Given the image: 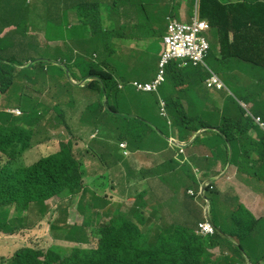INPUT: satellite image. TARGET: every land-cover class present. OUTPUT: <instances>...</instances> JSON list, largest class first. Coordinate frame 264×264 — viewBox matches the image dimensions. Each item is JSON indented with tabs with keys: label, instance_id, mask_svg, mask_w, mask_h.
<instances>
[{
	"label": "trees",
	"instance_id": "trees-1",
	"mask_svg": "<svg viewBox=\"0 0 264 264\" xmlns=\"http://www.w3.org/2000/svg\"><path fill=\"white\" fill-rule=\"evenodd\" d=\"M14 1L23 4L22 6L31 3L26 7L28 9L29 7L33 8L34 4L37 8L33 12L36 9L43 10L44 17L50 23L43 18L39 21L38 30L46 31V35H51L54 40L62 41L63 45L65 42L73 40L83 48V52L90 47L94 49V45L101 44V36L106 34L102 24L106 23L108 18L111 20L112 14H117L120 6L124 3L129 5L131 2L137 8L135 9V22L131 25L134 32L131 31L127 36L121 34V39H129L131 42L138 43L147 39L143 36L146 30L147 36L151 37L150 30L152 29L153 34L157 37L154 39L155 43L149 45L147 51L149 53L158 50L165 33V21L161 19L155 24L151 16V9L153 7L155 9L156 0H146L150 4L140 3V7H138V2L134 3V0H112V4L105 9L109 17L102 21V15L99 12L102 3H95L93 0H30V2L28 0H0V7L2 4L14 3ZM193 4L194 0H191V5ZM23 11H19L20 18L13 23L11 21L3 23L2 11H0V79H2L0 82L5 88L12 85L17 77L24 80L29 78L33 82L42 79L44 84L47 82H45L47 76L43 77L38 72L43 59L37 60L33 56L26 57L24 54L18 56L9 53L13 49L17 53L28 50L27 41L14 34L21 31V25L26 21L27 11L24 9ZM199 11L200 18L208 21L214 30L213 36L218 40L221 53L224 54L220 59L217 49L213 48L207 58L209 66L213 68L212 62H215L217 72L224 74L232 61L242 60L252 64V70L254 67H261L263 71L258 74L264 77V3L262 0H200ZM12 26H15V31L2 38L4 30ZM9 39H12V46L11 50L7 51L9 42L6 40ZM232 44L237 51L234 57L230 55ZM138 53L133 57H141L143 65L146 66V55L143 52ZM225 54L228 57H224ZM77 59L82 60L83 63L80 66V73L71 72L73 78L82 81L92 78L84 86L91 96L92 103L83 108L85 110L81 113L80 121L84 124L94 117V126L108 131V134L102 133L104 136L99 135L97 140L100 146L99 152H97L101 158L102 166V162L106 163L103 149L110 147V132L116 135L119 140H128L134 147L142 145L149 128L145 124L147 118L144 114L147 111V106L156 104L157 100L154 101L152 98L138 94L131 87H126L125 84L122 89H119V82L111 71L101 68L99 64L95 65L92 61L89 63L83 57L78 56ZM228 59L232 61L228 63ZM132 60H134V64H137V59ZM26 64L28 65L17 70L18 65ZM126 66L121 62L122 77L128 73L123 69ZM57 72L61 73L62 78L58 80L56 78L53 81L54 85L51 88V91L55 92L53 97H34L32 93L27 95L39 99L34 105L27 107L30 112L36 111L34 107L37 109L48 107L47 100L55 97L57 101L61 97L63 103L66 101L67 104L76 102L73 96L74 93L83 89L81 84L71 83L66 75V69L53 66L51 68L53 78ZM207 75L208 73L192 66L182 68L176 61L170 63L166 68L168 83L178 91V99L169 109L173 124L179 129L180 138L205 129L201 136L194 138L192 142L194 145L204 143L214 158L213 160L223 159V164L229 162L236 167L240 174L264 178V137L262 133L259 132L258 140L249 137L247 132L250 129V121L244 117L243 111L238 112L236 109L230 110L228 115L222 116L220 124H213L215 113L208 109L207 103H215L216 97L213 98V95L203 87ZM181 93L184 96L180 97ZM104 99H106L107 107L104 106ZM83 101L81 99V102ZM252 101L255 113L264 120V102L256 99H252ZM121 102L128 108L122 109L120 115ZM132 105L137 110L136 115H140L137 118L129 115ZM32 113L27 114V117H30ZM64 113V111L59 113L57 122L63 123L69 128ZM125 114H128L129 117L123 116ZM7 117L8 114L1 111L0 123L3 128ZM121 122H125L124 129H122ZM144 126L145 129L142 130ZM156 127L167 135L159 125ZM2 132L0 131V135ZM154 132L157 138L168 144L161 135L157 134L155 129ZM3 134L6 136L5 138L16 144L21 139L23 131L22 128L16 127V130L10 132L5 130ZM8 135L10 136L8 137ZM111 139L113 140L112 137ZM149 140L147 139L146 142L149 143ZM8 155L12 158L11 155H15V153H8ZM90 156L91 152L87 149L82 158H77L74 153V145L69 141L63 143L58 152L50 158L40 161L29 171L17 169V172H14L10 167L0 171V230L12 234L35 224L29 219L20 217L22 211L31 202H35L40 212H43L44 202L47 199L53 197L72 199L81 195L85 197L86 194L89 199L88 205H90V202L93 201L92 193L83 181L85 177L84 163L87 161L90 167ZM5 178L10 181H5ZM26 182L29 183L27 191L25 194H21V183ZM144 194L145 192H141L140 198H143ZM156 202L155 208L158 210L162 203L157 199ZM12 211L14 214L11 213ZM245 212L248 215V220L253 223L250 228L251 234L261 235L264 220L255 221L248 211L245 210ZM133 216L136 219L135 222L127 219L114 220L113 218L109 223L111 229L109 232H107V227H102L103 229L98 231L99 240L95 250L66 252L57 246L50 247L45 251L26 247L19 250L8 264H78L79 258L83 260L84 264H235L239 260L246 259L247 253L252 258L250 248L246 249L242 243L240 246H233L218 235L197 236L194 231L201 218L195 211H187L186 214H180L177 217L168 216V222L164 221V223L158 219L155 224L153 222L146 223L145 217L141 216L138 211L133 213ZM89 219L90 216L84 219L83 227H66L63 230L62 238L70 240L80 235H86L85 226L89 223ZM92 234L95 235L96 231H93ZM218 242H226L234 248L233 255L215 257L210 253L209 250L214 248ZM251 242L250 238L247 244Z\"/></svg>",
	"mask_w": 264,
	"mask_h": 264
},
{
	"label": "clouds",
	"instance_id": "clouds-1",
	"mask_svg": "<svg viewBox=\"0 0 264 264\" xmlns=\"http://www.w3.org/2000/svg\"><path fill=\"white\" fill-rule=\"evenodd\" d=\"M135 1L138 2L139 7L140 3H143L144 5L149 3L146 0H134V3ZM174 1L162 0L159 5L156 3L155 9L154 7L152 8L153 11L159 10L160 13L165 14L163 20L166 25L165 33L162 38V51L159 54L158 70L156 75L150 81L138 80V78L143 77L142 74L145 73V70H138L137 74H133L129 71L127 66L123 67V69L128 73L122 77L120 69L121 61L117 62L116 57H113L110 59L109 63H106L105 59L98 55L101 44L105 42L106 38H109V35L105 34L104 36H101V44L94 45L95 53H92L91 56L85 55L83 48H81L80 45H77L73 40L65 42L63 47L62 41L56 40L57 42L54 43L56 48H62L66 55L60 60L67 59L72 65V69L65 68L66 75L71 83L76 85L81 84V88L84 89L87 81L92 79L86 78L82 81L78 80V78H73L74 76L71 75V72L80 73V66L81 63H83L82 60L77 59V57L80 56L85 58L89 63L92 61L95 65L99 64L101 68L111 71L115 79L119 82V89H122L125 84L126 87H131L136 93L152 98L154 101L157 100L156 104L147 106V111L144 114L147 118L145 119V124L149 126L145 140L150 139L149 143L144 142L140 147H134L128 140H116V135L110 132V147L108 149H103L106 163L102 162L101 166V158L98 154L100 146L99 143H97V140L99 135L104 136L102 133L108 134V131L94 126V117L86 123H82L83 125H91L92 129L87 135L81 133V142H76L74 137H72V130L69 126V128H67L65 124L55 122L51 119L50 105L42 109H37L33 106L36 111L32 113L27 107L23 108L15 104L9 106L8 103L2 104L3 108L0 109V113L1 111H4L8 114V117L4 128L0 123V131L2 132L3 129V132L0 135V138L2 137L0 147V171H3L8 167L13 169L14 172H17V169L29 171L40 161L48 159L58 152L63 143L71 141L74 145V153L77 158H82L84 151L87 149L91 152L89 158L90 167L87 161L84 163L85 177L83 181L85 186L90 189L93 201L88 205L89 199L86 194L85 197H82L81 195L72 199L53 197L44 202L45 209L43 212H40V209L35 202H31L29 206L22 211L20 217L35 222V224H32L34 225L33 228H31L30 226L32 225H30L29 228L20 229L18 232L12 234L0 230V241L5 242L6 244L9 243L8 245L2 246L4 247L2 252L5 255L9 254V256L0 255V264H8L11 258L19 250L26 247L45 251L50 247L57 246L63 248L66 252H73L74 250H95L97 249V241L99 240L98 231L103 229L102 227H107V232H109L111 230L109 228V223L113 218L114 220L127 219L135 222L136 219L133 216V213L137 211L141 216L145 217L146 223L153 222L154 224L158 219H161L164 223V219L167 220L168 216L177 217L180 214H186L187 211H195L201 218V220L197 222L194 231L197 236L211 237L218 235L222 239L229 241L233 246H240L242 243L246 249L250 248L252 258L247 253V256L245 255L246 259L239 260L235 264H264V227L261 235H252L250 228L253 223L251 220H248V215L245 210L253 216L255 221L264 220V215H255L243 199L250 197L251 199H254L256 207L260 206L261 202H264V178H262V176L257 178L256 176L240 174L236 170V167L229 162L223 164V159L219 161L213 160L214 158H212L207 145H204V143L194 145L192 143L194 138L199 135L201 136L205 129H201L192 135L187 134L185 137L180 138L179 129L173 124L171 119L169 108L172 106L173 102L178 99V91L168 83L166 68L174 61L178 62L179 66L182 68L192 66L193 68L201 69L202 72L206 74L208 73L204 80L203 87L213 95V98L216 97L215 103H207L208 109L213 110L215 113V117L213 118L214 125L220 124L222 116L228 115L229 111L233 110L223 93L225 84L220 77L221 74L219 75L213 70L207 62V58L213 48L214 50L217 49L218 57L220 59H222L224 54L221 53V47L218 45V40L213 36L214 30L209 22L201 18L200 21L199 19L200 0H194L193 5H191V2L188 4V1L191 0H179V4H176ZM28 2H30V0H28ZM94 2L98 3L96 1ZM262 2L264 3V0H262ZM99 3L104 4L106 2L101 1ZM109 3L112 4V1L109 0ZM120 8H124V10L127 11L125 16H122L121 13L118 12L117 14H112L113 16L111 20L110 18L107 19L103 16L101 19V21L107 19V22L102 24L103 28L109 27L110 21H112V23L118 28L115 35L112 37V41L109 40V42H112L115 51L122 53V51L125 50L127 51L125 52L126 54L130 50H135L137 47L143 48L149 40L157 37L153 34V30L151 29V37L147 36V30L145 31V34H143V36L147 38L144 41L134 43L129 39H121V34L127 36L133 31L131 25L135 22V15L129 14V11L132 9L135 12L137 7L136 5L133 6L130 2L129 5L125 4V6H121ZM107 17H109L108 14ZM172 25H178L179 27L185 28L188 35H193L196 45L201 46L202 40L206 42L208 50L205 57H202V61H197V63H195V60L185 52L186 49H184V47H180L178 52L173 50L168 41L171 37L170 27ZM199 25H204L205 29L201 30ZM10 28H15V26ZM8 29L9 27L4 30V33H2L1 36L2 38L7 37V34L9 36V33L15 31L14 29ZM196 30L197 32H195ZM28 31L30 32V28ZM36 33L38 37L40 36L42 39L47 36L46 31L37 30ZM236 53L237 51L232 44L230 50L231 57H234ZM75 55L78 56L75 57ZM224 57L228 56L226 55ZM228 61L231 62L232 60L228 59ZM240 61L242 60L232 61L224 74H234L237 76V73L231 72L228 68L230 69L232 67L237 69L240 65ZM75 63L76 65H73ZM28 64L23 66L18 65L17 70L22 69ZM250 70L252 71V69ZM254 74L258 76L260 82H262V85L264 86V77L258 73ZM44 76H47V79L45 80V82H47L45 84L42 79L34 82L36 85L35 93L32 92V90H29V88H31L30 82H33V80L31 81L28 78L29 80L27 81L20 77H17L13 84L7 88H5L0 82V92H4L11 88L12 90H10L11 92H9L8 96L10 100L14 98L13 93L17 91H19L20 94L22 93V96H24L25 92H27V95L32 93L34 97L49 96L47 92L51 91V88L54 85L52 82L55 81V79L50 75ZM214 79L217 80L216 83L213 82ZM0 80L2 81V79ZM25 81L28 83H25ZM37 86L43 87L46 93L43 94L40 92ZM23 87H25L26 90H24ZM36 92H39L40 94H36ZM203 93L205 94L204 91ZM181 96H184V94L181 93L180 97ZM248 97L255 99L254 96ZM50 101H52V99L47 100L48 103ZM258 101L264 102V98ZM58 103L65 104L61 100V97H59ZM103 103L104 106L107 107L106 99L103 100ZM239 104L242 108L248 109L244 102H240ZM249 104L251 108H254V113L242 110L244 112V117L250 121V129L248 130L247 135L252 139L258 140L257 136L259 132H261L264 137V120L261 116L255 113L254 102L250 100ZM65 105L68 107L77 106L76 104ZM185 106L187 108L186 104ZM133 107L135 106H131V113L129 115L137 118L140 115H136L137 110ZM54 108H62L66 114L69 112V110L66 107H63V105L56 104ZM30 113H32L30 117H27V114ZM124 116H128V114H125ZM156 125H159L167 135L163 134L161 129L159 130ZM161 125H164L165 128ZM58 126L60 127V130L55 132ZM16 127L22 128L23 134L21 139L15 144L5 138L6 136H4L3 133L5 130L6 132L16 130ZM62 127L69 131V136L65 140L62 139ZM144 129L145 126L142 130ZM154 129L158 135H161L167 141L168 144H165L164 141L157 138ZM171 132H177L176 137L172 136ZM9 136L10 135H8V137ZM51 140H55V142L59 144L56 151L49 154L40 153L38 149L36 151V147L41 143L47 142L45 144H52L48 142ZM83 141L86 142L87 146L84 145ZM192 148L197 149L198 153L191 154L186 151L187 149ZM166 149L172 150V156L167 160L162 159L161 162L157 163L155 166L148 168L136 166L134 158L139 154L154 155V151L162 154L163 152L161 151ZM8 153H15V155H11V158ZM35 153H37L36 156H34ZM228 168H232L233 170H227ZM163 169H165L168 174H163ZM172 177H174V179H182L184 183L187 184L183 192L177 188L176 181L171 186H167L168 184L164 183L167 179L174 180ZM4 180L10 181L6 178ZM221 180L225 182L223 186H221ZM118 184L124 185L131 195H134V192H139L130 211L131 214L121 210L123 207L121 206L122 200L120 199L119 190H117L116 187ZM28 185V182L24 184L21 183V194L26 193ZM244 191L245 193L242 194ZM141 192H145L144 196L148 193V199L151 203L140 198ZM139 198L140 200H138ZM156 199L162 203L158 210L155 208V205H157ZM57 200L61 202V204L57 203ZM217 201H221L222 203H227L229 201L232 202L229 223L218 224L213 222L210 218V215L216 210L213 203H216ZM76 202H78V208H80L83 218L77 219L76 217L78 212L76 209ZM172 202L176 210L168 207ZM85 204H87L88 210L85 209ZM151 207L152 212L147 214ZM13 209L15 211V208ZM11 213L14 214L13 211ZM87 216H90V219L89 223L85 226L86 235H80L76 238H71L70 240L62 238L63 230L66 229V227H83L85 225L83 224L84 219ZM150 217H153V221L149 219ZM39 227H48V232L52 236V239L54 238L56 242L62 244H53L49 245V247L29 244L13 249L14 242L18 240L19 237L25 239V232H32ZM93 231H96L95 235L92 234ZM250 238L252 239V242L247 244ZM5 248H7V250H5ZM209 251L215 257L222 255L229 257L233 255L235 249L229 246L226 242H218L217 245ZM78 264H84L81 258H79Z\"/></svg>",
	"mask_w": 264,
	"mask_h": 264
},
{
	"label": "rangeland",
	"instance_id": "rangeland-1",
	"mask_svg": "<svg viewBox=\"0 0 264 264\" xmlns=\"http://www.w3.org/2000/svg\"><path fill=\"white\" fill-rule=\"evenodd\" d=\"M93 1H96L98 3L101 1L106 2L100 6L99 12L101 13V15L104 18H107V14H106L105 9L107 8L108 5H110L109 0H93ZM161 1L162 0H156L157 5H159L161 3ZM178 1L179 0H175L174 2H176V4H177ZM190 2L191 1H188V4H190ZM121 6L122 7L125 6V3L122 4ZM25 10L27 11V17L25 18L26 21H24L22 23L21 31H18L14 34L19 35V37H23V40L27 41L26 47L28 50L26 52H23V53H17L15 51V49L11 50L12 39H9V40H6V42H9V45L7 44V47H8L7 51L11 50L9 53H12V54L18 55V56L24 54L26 57L27 56H30V57L33 56L36 58H45V59H43L42 66L38 68V72L43 76L44 75H50L52 77L51 68L53 66H57V67H59V69H60V67H63L64 69L66 67L68 69H72V65L69 63V61L67 59H64L62 61L60 60L62 57H65L66 55L64 54V51L62 48H60V49L56 48L54 43L57 41L52 39L51 35L47 34V36L42 39L40 36L38 37V35L36 33V31L38 30L39 21H41L43 18L46 19L44 17V11L37 9L35 12H33V9L31 7H29V9H25ZM139 10H140V8H139ZM194 11H195V9H194ZM118 12H120L122 16H125L127 11H125L124 8H120ZM23 13H24V11H23ZM129 14L135 15V12L131 9L129 11ZM151 16H152V19H154L155 24H157L159 22V20H161L165 17V14L160 13L159 10L153 11V9H151ZM27 18H28V20H27ZM199 19H200V17H199ZM47 21L50 23L49 20H47ZM200 21H201V19H200ZM112 24H113L112 21H110V26L103 28L104 33H106V35H109V38H106L105 42L101 44V48L98 51V55L100 57H103L105 59L106 63H109L111 58L116 57L117 62L121 61V62L125 63L127 65V67L129 68V71L132 72L133 74H137L138 70H145L143 77L138 78V80H141V81L152 80V78L156 75V72L158 70L159 54L162 51V44L159 45V48L156 52L147 53V51L149 50L148 49L149 45L150 44L152 45L153 43H155L154 39L149 40L148 43L143 48L137 47L135 50H130L126 54H125V52H127V51H125V50L122 51V53L115 51L114 47L112 45V42H109V40L112 41V37L115 35L118 28L114 24L111 27ZM29 27H30V32L28 31ZM13 29H16V28H9L8 30H13ZM62 47H63V44H62ZM93 50H94L93 47H90L84 53H85V55L91 56ZM138 52H143L144 55H146V57H147V65L146 66L143 65V59L141 57H136V58L133 57L136 54H139ZM77 56L78 55H75V57H77ZM130 57H132V58H130ZM123 59H124V61H123ZM132 59H137V64H134V60H132ZM228 63H230V62L228 61ZM55 64H57V65H55ZM212 65H213V69L217 72L218 69H217L216 63L212 62ZM252 67H253L252 64L245 62V61H240V65L237 69L232 68V67L230 69L228 68V70H230L231 72L237 73V76L234 74L230 75V74H223L222 72H219V73L217 72L219 75L221 73L220 77L225 84V89H224L223 93L225 95L227 102L231 105L232 109H234V110L236 109L238 112H241L243 110L245 112L248 111L250 113H254V108H251L250 104H249V101L252 100V98L247 97V95L254 96L256 100H260V99L264 98V93H263L264 86L262 85V82H260L258 76L256 74H254V73L262 72L263 70L261 67H254V69L251 71L250 69H252ZM73 68H74V66H73ZM59 78L61 79V73H58V72L55 73V78H53V79L58 80ZM28 80L29 79H27V81ZM52 84H53V82H52ZM37 87L39 90H41V92L43 94L46 93V91L44 90L43 87H40V86H37ZM54 93H55L54 91L47 92V94L50 97H53ZM36 94H40V93L36 92ZM73 97L76 100V102L71 103V104H76L79 106L68 107L65 105V104H67L66 101H65V104H60V103H58L56 98H52V101L49 102L50 111H51L50 116H51V119H53L55 122H57V117H59V113L61 111H64V110L62 108H59V109L54 108L55 105L59 104V105H63V107H66L69 110V112H68V114H66V113L64 114L65 121L67 122L68 126L72 130L71 133H72V137H74V140L76 142H81V140H82L81 133H84L85 135H87L88 132L92 129V126L91 125H83L80 121V116H81L82 111L84 110L83 108L86 107V105L91 104L92 100H91V96L89 95L88 91H86L85 89H81L79 92L74 93ZM88 98L90 100H86ZM81 99L84 101L81 102ZM38 101H39V99H36L32 96H27L23 102H20L19 99L14 98L12 104L19 105V106L24 108V107L32 106V104L34 105ZM240 102H244L246 104V108H248V109L242 108L239 104ZM125 108H128V107H126V105L123 102H121L120 112H119L120 115H121V110L125 109ZM120 121H122V120H120ZM123 121L128 122L126 120H123ZM125 122H121L122 129H124V127H125ZM61 124H59V125H61ZM161 126H163V128H165L164 125H161ZM59 130H60V127L58 126V128L55 130V132H58ZM68 136H69V131L67 129L65 130L63 128L62 139L65 140ZM115 139L117 140L118 138L115 137ZM48 142L52 143V144H45L47 142L41 143L40 145H38L36 147V151L38 149V151L40 153H45V154H49V153L56 151L59 144L57 142H55V140H51ZM144 142H146V140H144L142 143H144ZM84 145L87 146L86 142H84ZM154 153L157 154L159 156V158L163 159L161 154H159L156 151H154ZM36 155H37V153H35L34 156H36ZM136 160L137 161L139 160L138 156L136 157ZM163 170H164L163 174H165V175L168 174V172H166L165 169H163ZM227 170H233V169L228 168ZM172 178L174 179V177H172ZM175 181L177 184V188L182 190V192H183L184 189L186 188L187 184L184 183V181L182 179H174V180L167 179L164 181V183L168 184L167 186H171ZM116 187H117V190H119L120 199L122 200L121 206L123 208L121 210L131 214L130 211L134 205V201L137 198V195L139 194V192L138 193L134 192V195H131L126 190V187L124 185L118 184V185H116ZM132 190H134V189H132ZM244 193H245V191L242 192V194H244ZM117 199H119V198H117ZM243 199H244V202L248 205V207L255 213V215H257V216H263L264 215V202H261V205L256 207V203H255L254 199H251L250 197H246ZM138 200H140V198ZM143 200L148 202V203H151L150 200L148 199V193L143 197ZM57 203L61 204V202H59L58 200H57ZM213 206L216 208V210H215V212H213L210 215V218L212 219V221L216 222L218 224L229 223L230 222V212H231V208H232V202L229 201L227 203H222L221 201H217L216 203H213ZM152 207L149 210V212H147V214H150L152 212ZM168 207L170 209L171 208L175 209V207L173 206V202ZM76 209L78 210L77 216H76L77 219L83 218V214L80 211V208H78V202H76ZM85 209L88 210L87 204H85ZM149 219L151 221H153V217H150ZM164 220L166 222H168L166 219H164ZM30 227L33 228L34 225H32ZM25 233H26L25 239L19 237V239L14 242L13 249L18 248V247H22V246H26L29 244L35 245V246L39 245V246H43V247H49V245H53V244H60V245L62 244V243L56 242L54 238L52 239V236L48 232V227H39L32 232H25ZM42 239H44V240H42ZM8 244L9 243L6 244L5 242L0 241V247H1L0 255L9 256V254L5 255L2 252V249L4 248L2 246L8 245ZM5 250H7V248H5Z\"/></svg>",
	"mask_w": 264,
	"mask_h": 264
},
{
	"label": "crops",
	"instance_id": "crops-1",
	"mask_svg": "<svg viewBox=\"0 0 264 264\" xmlns=\"http://www.w3.org/2000/svg\"><path fill=\"white\" fill-rule=\"evenodd\" d=\"M23 4L18 3L17 1H14V3H6V4H2V7H0V11H2V17L1 19L3 20V23H6L8 21L13 22H17V20L20 18V10H25L28 9L26 8L28 5H31V3H27L26 6H22ZM37 8L34 4H33V10ZM185 9V8H183ZM37 10V9H36ZM28 20V18H27ZM25 83H28L27 81H25ZM31 83V88H29V90H32V92H34V90L36 89V85L34 82H30ZM20 88V87H19ZM24 90L25 87H23ZM10 90H12L11 88L4 91V92H0V109H2V104H9L12 105V102L14 100V98L19 99L21 102H23L26 97H27V92H25V96H22V93L20 94L19 91L13 93L14 98L12 100H10L9 96V92H11ZM19 90V89H18ZM176 133L177 132H171V135L176 137ZM169 149V148H168ZM163 150L161 152H163L161 154L163 160H167L168 158H170L172 156V150ZM187 152L194 154V153H198L197 149H187ZM139 160L137 161L136 158H134L135 164L136 166H143V167H153L155 166L157 163L161 162V158H159V156L157 154L154 155H146V154H139L138 155ZM225 184V182L223 180H221V186H223Z\"/></svg>",
	"mask_w": 264,
	"mask_h": 264
},
{
	"label": "built area",
	"instance_id": "built-area-1",
	"mask_svg": "<svg viewBox=\"0 0 264 264\" xmlns=\"http://www.w3.org/2000/svg\"><path fill=\"white\" fill-rule=\"evenodd\" d=\"M199 28L201 30L205 29L204 25H199ZM170 30L171 37L168 41L175 52H178L180 47H184V49H186L185 52L195 60V63H197V61H202V57H205L208 50V45L205 41H201V46L196 45L193 35H188L187 30L178 25H172ZM195 32H197V30ZM213 82L216 83L217 80L214 79Z\"/></svg>",
	"mask_w": 264,
	"mask_h": 264
}]
</instances>
